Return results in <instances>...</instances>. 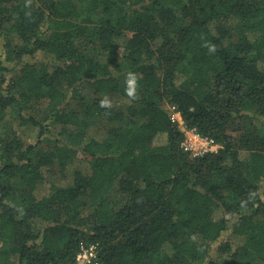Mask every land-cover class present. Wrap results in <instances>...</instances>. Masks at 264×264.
<instances>
[{"label": "trees", "instance_id": "obj_1", "mask_svg": "<svg viewBox=\"0 0 264 264\" xmlns=\"http://www.w3.org/2000/svg\"><path fill=\"white\" fill-rule=\"evenodd\" d=\"M0 48V264H264V0H0Z\"/></svg>", "mask_w": 264, "mask_h": 264}, {"label": "built area", "instance_id": "obj_2", "mask_svg": "<svg viewBox=\"0 0 264 264\" xmlns=\"http://www.w3.org/2000/svg\"><path fill=\"white\" fill-rule=\"evenodd\" d=\"M170 121L175 123L182 132V140L180 142L181 149L190 157L201 156L206 152L216 151L218 144L211 138L202 136L195 128L185 126L180 113L175 106L169 105L167 109ZM68 264H99L96 258L94 245H81L76 253L75 260Z\"/></svg>", "mask_w": 264, "mask_h": 264}, {"label": "rangeland", "instance_id": "obj_3", "mask_svg": "<svg viewBox=\"0 0 264 264\" xmlns=\"http://www.w3.org/2000/svg\"><path fill=\"white\" fill-rule=\"evenodd\" d=\"M11 75L14 76L13 73ZM168 106L169 105L166 106V109H168ZM8 123H10V122L8 121ZM12 125L14 126L15 122H13ZM247 125H249V123L246 120L237 119L236 121H234L233 124H231L229 126L228 133L233 134V135H238L239 133L242 132V129H244V127H246ZM5 128L6 127L2 128V131H4ZM20 133H22L25 136L26 135H31L32 136L34 132L30 128H27V131L23 129V130H20ZM45 187H47V184H43V186H40L41 189H39L38 192L40 193L41 191H44L46 189ZM212 256L216 257V253L213 252Z\"/></svg>", "mask_w": 264, "mask_h": 264}, {"label": "clouds", "instance_id": "obj_4", "mask_svg": "<svg viewBox=\"0 0 264 264\" xmlns=\"http://www.w3.org/2000/svg\"><path fill=\"white\" fill-rule=\"evenodd\" d=\"M134 79L135 78L133 76H131V74H130L129 85H132L133 84ZM126 91H127V93H128L129 96H132L133 95V92H134V89L132 87H129L128 89H126ZM101 104L103 106H107L108 102L106 100L105 101H101Z\"/></svg>", "mask_w": 264, "mask_h": 264}]
</instances>
